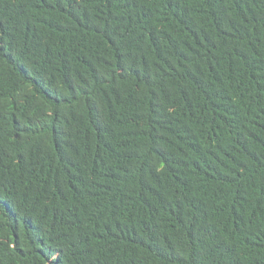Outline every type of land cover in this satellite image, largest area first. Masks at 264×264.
I'll list each match as a JSON object with an SVG mask.
<instances>
[{
	"label": "trees",
	"instance_id": "16d2710c",
	"mask_svg": "<svg viewBox=\"0 0 264 264\" xmlns=\"http://www.w3.org/2000/svg\"><path fill=\"white\" fill-rule=\"evenodd\" d=\"M0 264H264V0H0Z\"/></svg>",
	"mask_w": 264,
	"mask_h": 264
}]
</instances>
